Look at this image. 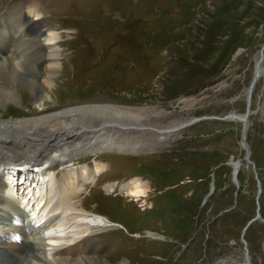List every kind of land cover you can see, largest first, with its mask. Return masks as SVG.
I'll return each instance as SVG.
<instances>
[{"label": "rangeland", "instance_id": "rangeland-1", "mask_svg": "<svg viewBox=\"0 0 264 264\" xmlns=\"http://www.w3.org/2000/svg\"><path fill=\"white\" fill-rule=\"evenodd\" d=\"M23 8L42 14L23 28L31 29L30 43L40 42L41 33L57 32L60 67L47 110L30 105L31 95L21 88V105L9 102L7 110L0 103L2 119L96 100L157 107L174 115L172 120L188 123L163 145L156 144L159 135L107 124L111 128L104 134L111 141L100 147L145 150H102L71 159L70 167L79 166L82 159L89 166L91 157L108 166L95 182L66 197L80 209L106 214L86 211L98 221L86 232L102 242L105 258L112 264L124 259L128 264H227V256L243 261L246 253L245 264H264V47L245 133L253 167L243 158L242 123L221 118L225 113L241 117L244 112L247 85L264 42V0H0V24L12 33V25L18 23L14 17ZM33 44L30 51L40 43ZM34 58L33 54L26 59ZM29 150L24 153H35ZM4 159L10 160L8 155ZM235 162L239 165L232 176ZM128 169L140 173L122 180ZM54 174L60 177L62 170ZM130 177L141 179L144 195L118 190ZM103 180L114 182L101 184ZM69 230L66 239L79 234ZM147 231L162 237H149Z\"/></svg>", "mask_w": 264, "mask_h": 264}, {"label": "bare ground", "instance_id": "bare-ground-1", "mask_svg": "<svg viewBox=\"0 0 264 264\" xmlns=\"http://www.w3.org/2000/svg\"><path fill=\"white\" fill-rule=\"evenodd\" d=\"M25 11L26 8L23 13ZM24 15L32 23L40 13L36 9L29 8ZM24 18L21 13L18 17H14V20L18 19L16 21L18 23L16 26L12 25L14 29L12 33L9 27L0 24V36L4 40L2 44L0 43V59H3L0 60V103L7 110L11 108L8 107L9 102L21 105L23 92H20V89L22 88L25 89L24 92L29 93V96L31 95V100L28 102L30 105L32 104L37 110H47L46 101L49 102L53 97L51 88L55 84L54 75L60 67L59 49L55 47L58 34L51 29L40 34V42L30 43L31 38H28V34L31 29L29 27L27 29L30 30L24 32L20 22ZM8 32L12 35L6 40ZM32 44L34 47L36 44L38 46L30 51ZM33 54L34 61H27L26 58ZM258 58L259 53L255 58L257 67L262 65ZM169 114L166 110L157 107L135 108L117 105L112 101L96 100L78 104L76 102L59 107L50 113L16 117L17 119L15 117L2 119L0 112V177L5 174L4 183L0 179V203L13 210L6 214L0 207V258L3 257L0 259V264L1 262L16 264L13 256L20 252L18 244L12 242V234L7 231L9 228L4 226L3 219L14 223L10 229L22 237L25 233L20 224L21 220L22 223L23 220L26 221L28 228L31 225L29 229L36 233L32 247L26 252L24 259L22 258V264H34L32 259H35L37 264H112L105 258L107 249L101 245L102 242L93 237L92 231L86 232L89 226L96 225L98 221L91 220L85 210L77 208L75 201L71 203L73 198L69 200L83 188L84 184L92 183L108 166L104 160L96 161L93 157L90 158L91 167L85 161L78 163L79 166L70 167L74 165L70 161L74 157L94 155L102 150L129 153L145 150L140 147L132 148L115 144L100 147L105 141H111L108 134H104V130L111 128L107 124L130 125L133 130L148 131L160 136L159 139L157 137L156 144H166L180 131V128L188 124L184 122L185 120L182 122L172 120L174 115L169 116ZM166 118L167 122L171 121L164 125ZM179 123L183 124L179 126ZM150 128L154 130H149ZM28 148L35 153L31 155L26 154L28 152L24 153ZM7 155L10 160L4 159ZM65 166L69 168L66 169ZM55 169L62 170L60 177H55ZM30 179L32 181H28ZM105 182H114V180L103 183ZM119 189L127 195L134 196L144 195L145 191L144 183L138 177H130L126 182L118 185ZM66 197H69L68 200ZM13 213L19 218L12 217ZM100 215L96 216L101 217ZM30 220L33 221L31 224ZM35 223L38 224L35 226ZM80 225L84 232L80 229ZM70 228L73 230L70 231ZM68 230L79 234L66 239ZM146 234L154 238L162 237L152 231H147ZM226 258L230 260L227 264L241 262L233 255ZM226 258L219 261H226ZM117 264H128V261L120 260Z\"/></svg>", "mask_w": 264, "mask_h": 264}, {"label": "water", "instance_id": "water-1", "mask_svg": "<svg viewBox=\"0 0 264 264\" xmlns=\"http://www.w3.org/2000/svg\"><path fill=\"white\" fill-rule=\"evenodd\" d=\"M264 47V42L260 45V47L258 48V53H259V60L261 61V50L262 48ZM259 71H260V66L257 67V63L255 62L254 63V68H253V71H252V74H251V77H250V80H249V83L247 85V89H246V105H245V109H244V112L242 114V116H238L237 114H234V113H225L221 116V118H230V119H239L241 121V129H240V143L242 144V147L244 148V153H243V158L246 160V161H249L253 167V162L251 160H249L248 158V148H247V143H246V140H245V133H246V129H247V123H248V114H249V109H248V103H249V97H250V94H251V91H252V88H253V84L257 78V76L259 75ZM205 116L203 117H194L192 119H190V121H196V120H199L201 118H204ZM239 162H235L232 166V169H231V175L232 176H235V173L237 171V168H238V164ZM256 184H257V192L260 191V188H259V181L256 180ZM254 216L250 219H248L243 228H242V231H244V229L247 227V225L251 222V220H253ZM248 258L247 256L245 255L244 256V260L241 261V262H234L232 264H245L247 262Z\"/></svg>", "mask_w": 264, "mask_h": 264}]
</instances>
